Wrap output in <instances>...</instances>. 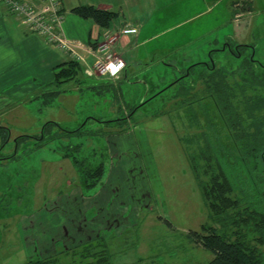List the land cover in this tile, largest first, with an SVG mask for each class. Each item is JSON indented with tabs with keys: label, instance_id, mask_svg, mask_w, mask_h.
Wrapping results in <instances>:
<instances>
[{
	"label": "rangeland",
	"instance_id": "obj_1",
	"mask_svg": "<svg viewBox=\"0 0 264 264\" xmlns=\"http://www.w3.org/2000/svg\"><path fill=\"white\" fill-rule=\"evenodd\" d=\"M234 1L164 0V7L152 15L145 30L148 35L158 34L143 47L151 56L137 59L127 76L115 79L117 92L100 87L82 71L77 80L64 83L63 101L44 97L39 104L26 106L36 116L25 114L18 122L8 121L13 134H0V264H24L40 258L38 232L34 234L36 242L31 237L32 228H41L43 222L50 234L59 220L62 229L70 226L73 213L49 211L52 198L81 184L79 172L72 160L63 156L60 146L83 142V154L107 149L108 174L113 166L109 135L118 133V127L103 121L127 115L132 106L141 105L166 88L189 65L209 61L237 71L254 56L256 72L264 73V0H254L253 5L239 0V8ZM235 11L241 14L238 21L234 20ZM226 40L233 47L236 43L251 47L236 54L230 48L223 49ZM212 49L216 51L210 55ZM175 88H168L140 107L120 136L126 139L122 143L126 169L139 165L140 171L133 168L124 183L123 191L135 206L121 212V217H115V227L104 229L93 241L96 251L107 248L112 255L106 264H208L214 256L192 240L191 232H201L211 218L185 152L183 138L193 129L185 110L173 106ZM89 117L87 132L103 129L108 135L58 138L39 147L36 139L19 136L36 134L49 120L74 130ZM5 137L8 141L3 144ZM102 185L84 194H93ZM86 244L63 248L59 243L53 256L61 263L78 264ZM75 250L79 251L77 255L73 254Z\"/></svg>",
	"mask_w": 264,
	"mask_h": 264
},
{
	"label": "trees",
	"instance_id": "obj_2",
	"mask_svg": "<svg viewBox=\"0 0 264 264\" xmlns=\"http://www.w3.org/2000/svg\"><path fill=\"white\" fill-rule=\"evenodd\" d=\"M72 11L103 28L110 27L119 17L118 11L90 4L77 5ZM238 13L235 11L234 17ZM226 45L225 49L230 48L236 54L251 47L244 43L233 47L232 42ZM213 51L216 49H212L210 55ZM256 61L254 56L249 57L237 71L209 61L193 63L166 88L146 98L141 105L132 106L127 116L103 121L115 124L117 132L124 133L140 107L176 85L173 106L176 110H185L193 129L183 138L185 152L211 218V222L202 225L201 232H191L192 240L213 253L208 264H264V73L256 72ZM55 70V88L44 94L52 100L63 92L64 83L78 79L83 68L78 61L70 60ZM100 87L117 92L113 82ZM90 118L74 130L64 129L57 121H47L40 134L20 138H35L39 147L58 138L106 135L103 129L87 132L85 127ZM7 140L5 137L4 143ZM84 146L83 142L70 143L58 149L72 160L83 191L90 192L103 183L109 152L105 149L83 154ZM78 253L75 250L73 254ZM111 258L107 248L98 252L90 242L85 245L78 264H106ZM24 264L67 263L52 256Z\"/></svg>",
	"mask_w": 264,
	"mask_h": 264
},
{
	"label": "crops",
	"instance_id": "obj_3",
	"mask_svg": "<svg viewBox=\"0 0 264 264\" xmlns=\"http://www.w3.org/2000/svg\"><path fill=\"white\" fill-rule=\"evenodd\" d=\"M28 1L36 7L43 5L42 0ZM206 2L209 3L210 0ZM240 2L235 0L234 6L239 8ZM247 2L253 5L255 1L247 0ZM163 3L164 0H61L64 14L62 31L64 36L74 44V52L52 43L43 34L30 31L20 15L10 12L4 3H0V134H13L8 121L18 122L25 114L36 116L26 106L35 102L39 104L44 94L55 88L53 84L55 68L62 63L70 60L78 61L84 74L99 82V86H103L112 82L115 84V79L98 76L99 74L94 70L95 62L97 59H106L110 53L117 54L126 61V67L121 75L127 76L137 59L141 60L151 56V52H147L143 47L154 40L158 34L148 35L145 34V30L147 22L153 18L152 15L159 8L164 7ZM193 3L194 1L191 4ZM83 4L118 11L119 17L112 21L110 27L103 28L96 22L85 19L72 11L75 6ZM240 15V13L236 14L234 20L238 21ZM128 24L138 25V32H124ZM112 38L115 39L111 42ZM228 41L226 40V43ZM102 44L106 45L105 49L100 48ZM64 93L62 92L56 98L58 102L66 98ZM5 115L8 117L6 121L4 120ZM44 124L41 131H37L36 134L42 132ZM123 134L111 133L109 135V140L113 142L110 146L113 166L106 174V180L99 190L93 194H84L80 184L68 193L62 191L57 198L49 200L50 212L73 213V217L72 219L69 217L68 225L71 227L62 229L59 220L58 227L53 230L52 234L44 228L45 222L41 228H32L33 242L37 241L34 234L37 232L39 234L42 249L40 258L57 254L59 243H63V248L66 245L70 248L93 242L102 235L104 229L115 227V217H121V212L130 210V207L134 205L133 199L123 191L124 183L127 177L130 179L133 168L136 169L135 171H140V168L136 164L137 167H131V170L126 169L123 161L126 155L122 145L126 139L120 137ZM22 135L24 134L19 136ZM130 160L132 161L131 158ZM122 184L123 189L120 190ZM119 190L124 193L123 196L120 195ZM28 235H31V232ZM49 235L52 236L48 237Z\"/></svg>",
	"mask_w": 264,
	"mask_h": 264
},
{
	"label": "built area",
	"instance_id": "obj_4",
	"mask_svg": "<svg viewBox=\"0 0 264 264\" xmlns=\"http://www.w3.org/2000/svg\"><path fill=\"white\" fill-rule=\"evenodd\" d=\"M42 2L41 7H36L28 0H0V3H4L10 12L21 16L23 23L30 31L43 34L52 43L74 52V44L64 36L62 31L64 14L61 0H42ZM123 31L137 33L138 25L128 24ZM105 47V44L100 46L101 49ZM125 67L126 61L122 57L110 53L106 59L96 60L94 70L101 76L116 79L120 78Z\"/></svg>",
	"mask_w": 264,
	"mask_h": 264
},
{
	"label": "flooded vegetation",
	"instance_id": "obj_5",
	"mask_svg": "<svg viewBox=\"0 0 264 264\" xmlns=\"http://www.w3.org/2000/svg\"><path fill=\"white\" fill-rule=\"evenodd\" d=\"M227 43H228V42H227ZM227 43H226V44H227ZM250 46H251V45H250ZM226 47H227V45H224L223 49H225ZM126 116H127V115H126ZM124 133H125V132H124ZM36 135H37V134H36ZM31 136H35V135H31ZM34 139H35V138H34ZM7 141H8V140H7ZM7 141H6V142H7ZM6 142H5V143H6ZM3 144H4V140H3ZM3 144H2V145H3ZM1 147H2V146H1Z\"/></svg>",
	"mask_w": 264,
	"mask_h": 264
}]
</instances>
